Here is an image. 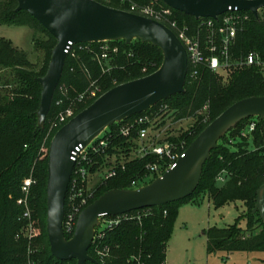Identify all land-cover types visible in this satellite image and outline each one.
I'll return each mask as SVG.
<instances>
[{
    "label": "trees",
    "instance_id": "obj_1",
    "mask_svg": "<svg viewBox=\"0 0 264 264\" xmlns=\"http://www.w3.org/2000/svg\"><path fill=\"white\" fill-rule=\"evenodd\" d=\"M95 1L114 9L131 10L130 4H122L120 0ZM132 1L139 7L154 3L157 9L170 8L160 0ZM18 6V0H0V25L30 28L34 48L44 51L45 63L41 73L31 71L29 55L15 48L10 40L0 37V68L9 71V75L2 77V86L4 90L11 88L7 91L9 95L4 91L0 94V264H29L30 261L35 264H77L76 261H60L51 253L47 230L48 153H41V150L45 147L49 151L53 137L64 126L56 123V116L68 108L71 100L88 91L93 83L100 93L94 99L78 102L75 115L111 89L155 73L162 66L164 56L159 48L139 40L130 45L125 41L77 45L74 55L67 57L46 125L40 129L37 112L42 88L37 79L45 76L57 41L35 18L25 11H18ZM173 14L180 25L189 27L190 34H197L199 20L175 10ZM240 14L248 16V20L239 27L229 52V66L225 69L230 72L227 84H224L220 72H213L206 66L199 68L196 78H192L189 72L183 94L161 102L147 113L111 126L102 136L107 146L98 153L88 151L87 161L82 163V167L90 175L100 168H108V172L114 170L116 175L109 179L105 177L92 192L87 191V182L80 185L85 197L91 195L87 207L109 191L135 190L152 183L173 163L167 156L153 153L134 157L133 153L141 148L140 131L149 129V124L135 125L130 134L124 136L122 130L128 124L144 117L153 120L164 112L172 115L176 123L194 120L187 131L169 135L165 142L156 145L169 144L173 155L181 156L232 105L247 98L264 97V15L260 12V17L256 18L250 12ZM106 44L119 46V53L112 55ZM103 54L107 58L111 55V68L103 64L107 58L101 61ZM250 54L257 55L258 63L240 65ZM220 60L224 62L222 57ZM61 88L67 90L68 96L62 94ZM61 99L64 104L57 107ZM252 120L258 124L252 134L258 150H250L249 138L241 137ZM263 131L264 120L248 119L232 129L228 139L222 138V143L211 152L204 165L200 185L192 196L162 208L105 218L118 223L97 228L95 242L89 250L94 262L86 264H166L168 243L177 221L179 205L205 195L217 208L243 203L247 220L245 229L238 226L210 228L205 233L209 254L264 253V224L259 214H253L257 193L264 185ZM239 137L240 141L233 146L231 140ZM112 158L116 159L115 163H110ZM154 167L158 171H152ZM30 176L35 184L31 188L29 207L32 222L36 223L39 232L33 238L22 233L30 221L24 218L25 206L19 204L24 199L23 182ZM221 176L224 182L219 185ZM74 177L75 173L72 180ZM71 190L72 182L66 197V215ZM72 237L73 234H66L68 240Z\"/></svg>",
    "mask_w": 264,
    "mask_h": 264
},
{
    "label": "water",
    "instance_id": "obj_2",
    "mask_svg": "<svg viewBox=\"0 0 264 264\" xmlns=\"http://www.w3.org/2000/svg\"><path fill=\"white\" fill-rule=\"evenodd\" d=\"M171 9L197 20L214 19L230 9L259 18L264 0H160ZM25 11L57 41L41 85L38 127L43 129L62 80L70 44H98L135 40L159 48L163 64L155 73L119 85L80 112L53 137L48 151L47 230L53 257L60 261L94 262L89 250L102 217H120L140 210L162 208L192 196L203 168L219 141L244 120H264V97L241 100L214 120L177 162L152 183L135 190H113L102 195L79 215L72 239L66 238V197L75 169L77 149H87L107 129L161 102L185 92L187 52L176 34L153 19L108 7L95 0H18ZM253 214L264 224V185L259 189Z\"/></svg>",
    "mask_w": 264,
    "mask_h": 264
},
{
    "label": "rangeland",
    "instance_id": "obj_3",
    "mask_svg": "<svg viewBox=\"0 0 264 264\" xmlns=\"http://www.w3.org/2000/svg\"><path fill=\"white\" fill-rule=\"evenodd\" d=\"M261 12L264 15V10ZM0 37L10 40L15 48L26 52L29 55V60L32 64L30 70L36 72L37 74L41 73L44 68L45 53L44 51L36 50L34 48L33 31L30 28L0 25ZM135 41H133V43H135ZM106 48H109V52L112 51V55L119 53V46L106 44ZM110 56L105 60V62L103 61L105 67H112V64L110 63L112 58ZM102 60L103 59H101V61ZM145 72L146 70H144V73ZM220 74L223 76L224 84H227L230 72L225 70L220 71ZM1 88L2 87L0 85V94L3 93V91L4 94H10V92H7L9 89H11L10 87H6V91L4 89L1 90ZM90 90L97 93V95L100 93L99 88L95 85V83H93L89 91ZM62 94L64 96H68V92L66 94ZM60 101H63L61 105L64 104L63 99L58 100L56 104L57 107H62L60 104H58ZM77 104V99L71 100L68 108L75 110ZM206 111L207 110H205V112ZM61 113H59V115ZM59 115L56 117L58 118ZM255 121L256 120H252V122ZM194 122V120H185L176 123L174 122L172 115L164 112L163 114L156 116L153 120L151 119L147 137L143 141H140L139 145L142 148L156 146L158 143L161 144L160 142H165L169 135L187 131L194 124ZM231 131H229L223 138L228 139L231 135ZM262 134L264 135V131ZM241 137L233 138V140H231L233 146L240 141ZM248 138L250 142L249 149L258 150V145L253 143V136H248ZM220 141L218 145L222 143ZM164 144L167 145L166 143ZM141 148L138 152L133 153L134 157L141 155ZM46 152L48 153V150L43 147L41 153L45 154ZM109 161L110 163H115L116 159L112 158ZM107 173L108 168H100L97 173L89 175L87 180V191L92 192L94 189H96L106 177ZM27 179H33V177L30 176ZM218 184L221 185L223 182L219 181ZM112 221L114 222L117 220ZM106 222L107 220L101 224L99 229L107 227L109 223L107 224ZM35 225V222L32 223V226L31 224L27 225L23 229V235L27 237L31 236L33 238L35 235L39 234ZM231 226H238L242 229L247 227L246 208L241 202L230 203L223 207L217 208L209 200V197L205 195L196 197L192 201L181 203L178 208V217L174 231L168 243L166 264H264V253H208L207 237L205 233L210 228L222 229Z\"/></svg>",
    "mask_w": 264,
    "mask_h": 264
},
{
    "label": "built area",
    "instance_id": "obj_4",
    "mask_svg": "<svg viewBox=\"0 0 264 264\" xmlns=\"http://www.w3.org/2000/svg\"><path fill=\"white\" fill-rule=\"evenodd\" d=\"M106 2H111L112 0H104ZM122 4H130V13L141 15L150 19H153L159 23L164 24L170 30H172L178 39L181 41L183 46L186 49L188 57V75L191 73L192 78H196L199 73V68L206 66L211 69L213 72L224 71L229 66V52L231 47L234 45L238 29L243 24L244 21L248 20V16L241 15L242 11L238 9H230L225 14L221 15L217 20L214 19H201L200 25L198 27V32L196 35L190 34V29L187 25H180L178 21L174 19L173 10L171 8L157 9L155 4L152 3L146 7H139L132 0H120ZM205 33V34H203ZM77 45L70 44L68 49V56L74 55ZM80 49H82L80 47ZM220 57L224 59V62L220 60ZM107 55L103 54L102 59H106ZM258 63V57L255 54H250L245 60L240 62V65L252 66ZM62 93L66 94L67 90L61 88ZM97 97V93L94 91H86L81 94L78 98V102H83L86 99H94ZM63 101L58 104H62ZM75 110L68 108L63 113L59 115L56 119L58 125H66L71 119L75 117ZM151 123L149 117L139 118L135 120L134 123L128 124L122 130L124 136L130 134V130L135 125H148ZM256 122H250L245 130L242 132V137L251 136L257 129ZM148 134V129H142L140 131V141H143ZM103 134L95 140L87 149L78 148V155L75 159V177L72 180V192L69 197V210L65 216L64 230L65 234H73L76 229V224L80 213L87 207L88 199L91 197L84 196V190L80 185L87 182L89 177V172L87 169L82 167V163L87 161L88 151L91 150L95 153H98L101 148L107 146V142L102 138ZM153 153L161 157L167 156L170 158L173 163L170 165L171 168L181 156H174L169 144L165 146H150L142 147L141 155ZM168 168V169H169ZM152 171H158L157 167L152 168ZM116 175L114 170H109L106 175V179L112 178ZM73 177V176H72ZM220 182H224L223 176L219 178ZM70 182V183H71ZM35 184L33 179H27L24 181L22 186V192L24 194V199L19 201V204L25 206L26 211L24 213V218L30 221L32 226V211L29 207V197L31 193V188ZM135 185V184H134ZM81 199L80 202L77 200ZM105 218L102 217L101 222L103 223ZM119 218V217H116ZM108 226L118 223L117 221L107 220ZM29 238H32L31 236ZM29 264H35L33 261H30Z\"/></svg>",
    "mask_w": 264,
    "mask_h": 264
},
{
    "label": "crops",
    "instance_id": "obj_5",
    "mask_svg": "<svg viewBox=\"0 0 264 264\" xmlns=\"http://www.w3.org/2000/svg\"><path fill=\"white\" fill-rule=\"evenodd\" d=\"M5 75H6V76L9 75V71H6L5 69H1V68H0V81H1V83L3 82V81H2V79H3L2 77L5 76ZM1 83H0V85H1V87H2L1 90H3V86H2Z\"/></svg>",
    "mask_w": 264,
    "mask_h": 264
}]
</instances>
